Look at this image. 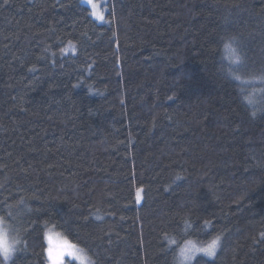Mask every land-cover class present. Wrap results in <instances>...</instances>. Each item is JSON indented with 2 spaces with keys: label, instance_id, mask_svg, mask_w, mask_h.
<instances>
[{
  "label": "trees",
  "instance_id": "obj_1",
  "mask_svg": "<svg viewBox=\"0 0 264 264\" xmlns=\"http://www.w3.org/2000/svg\"><path fill=\"white\" fill-rule=\"evenodd\" d=\"M103 11L100 23L81 0H0L8 264H47L50 227L93 264H178L187 241L218 235L190 264H264V0Z\"/></svg>",
  "mask_w": 264,
  "mask_h": 264
},
{
  "label": "snow or ice",
  "instance_id": "obj_2",
  "mask_svg": "<svg viewBox=\"0 0 264 264\" xmlns=\"http://www.w3.org/2000/svg\"><path fill=\"white\" fill-rule=\"evenodd\" d=\"M7 3V0H4ZM86 2L91 5L93 11L92 15L99 19H103V15L98 11V5L93 2V0H86ZM224 48L228 53L229 60L233 64L245 65L247 62L246 53L244 52L243 43L238 41L236 37H227L224 44ZM231 71V69L229 70ZM261 73H264V68L259 69ZM238 78V77H237ZM258 79L264 80V75L257 77ZM249 102H251L250 97H246ZM255 115V113H253ZM140 198V190H137V199ZM18 203L24 204L25 201L21 199ZM9 209L12 208L11 205H7ZM8 216H11V211L8 212ZM207 223V222H206ZM8 230L9 226L4 216H0V253H2L5 260H8L13 251H15V245L18 240L13 239L11 245L8 243ZM45 238L48 241L47 257L50 264H65V257L73 258L79 261V264H85L90 258L87 256L83 248H80L66 240L64 241H54L53 236L49 231L45 232ZM221 237L218 235L213 238L209 243L203 247H198L192 241H187L185 246L180 249V257L184 261H191L195 253H205L208 256H214L216 254V249L220 246ZM170 243H175V241H170Z\"/></svg>",
  "mask_w": 264,
  "mask_h": 264
},
{
  "label": "rangeland",
  "instance_id": "obj_3",
  "mask_svg": "<svg viewBox=\"0 0 264 264\" xmlns=\"http://www.w3.org/2000/svg\"><path fill=\"white\" fill-rule=\"evenodd\" d=\"M83 3H85L86 5H88L89 7H90V9H91V13H92V11H93V9H92V7H91V5H89L87 2H86V0H81ZM93 2L94 3H96L97 5H98V11H100L101 13H102V15H103V19L101 20V19H99V18H97L96 16H93L98 22H100V23H104V22H106V19H105V16H104V11H103V5L105 4V2H106V0H93ZM141 190H140V198L139 199H137V201L138 202H140L141 201ZM50 230V232H51V234H52V236H53V239H54V241H64V240H66V241H68V242H70L64 235H62L61 233H58L54 228H52V227H50V228H48V229H46V231H49ZM10 235H11V237H13L12 236V234L10 233ZM193 242V241H192ZM70 243H72V242H70ZM194 244H196L198 247H203V246H205L206 244H197V243H195V242H193ZM72 244H74V243H72ZM75 245V244H74ZM77 246V245H76ZM185 246V244L184 245H182V247H184ZM79 247V246H78ZM181 247V248H182ZM81 248V247H80ZM180 248V249H181ZM218 249V248H217ZM217 249H216V251H217ZM13 253H14V251L12 252V254L10 255V257H9V259L7 260V264L9 263V261H10V259L12 258V256H13ZM86 253V252H85ZM2 254V253H1ZM87 254V253H86ZM198 255H204V256H206V257H213V256H208L207 254H205V253H195V255L193 256V258H192V260L196 257V256H198ZM88 256V255H87ZM2 257H3V255H2ZM89 257V256H88ZM90 258V257H89ZM181 259H182V257H180V250H179V256H178V264H180V261H181ZM4 257H3V263L2 264H4ZM183 260V259H182ZM192 260L191 261H184L183 260V262H184V264H190L191 262H192ZM47 264H50V261L48 260V263ZM65 264H79V261H76V260H74L73 258H70V257H65ZM85 264H89V261H86L85 262ZM90 264H93V262H92V260H91V258H90Z\"/></svg>",
  "mask_w": 264,
  "mask_h": 264
},
{
  "label": "clouds",
  "instance_id": "obj_4",
  "mask_svg": "<svg viewBox=\"0 0 264 264\" xmlns=\"http://www.w3.org/2000/svg\"><path fill=\"white\" fill-rule=\"evenodd\" d=\"M7 235H8V243L11 245L12 240L15 239V238L14 237H11L10 230H8V234ZM4 264H7V260H4ZM180 264H184V262H183L182 259L180 261Z\"/></svg>",
  "mask_w": 264,
  "mask_h": 264
}]
</instances>
